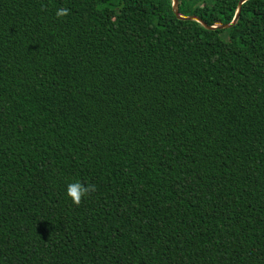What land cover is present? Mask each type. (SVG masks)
Returning a JSON list of instances; mask_svg holds the SVG:
<instances>
[{
  "label": "trees",
  "instance_id": "obj_1",
  "mask_svg": "<svg viewBox=\"0 0 264 264\" xmlns=\"http://www.w3.org/2000/svg\"><path fill=\"white\" fill-rule=\"evenodd\" d=\"M171 5L0 0V264H264V0Z\"/></svg>",
  "mask_w": 264,
  "mask_h": 264
},
{
  "label": "clouds",
  "instance_id": "obj_2",
  "mask_svg": "<svg viewBox=\"0 0 264 264\" xmlns=\"http://www.w3.org/2000/svg\"><path fill=\"white\" fill-rule=\"evenodd\" d=\"M70 14V9L67 7H61L56 10V16L57 17H65ZM96 190L95 185H84L80 182H74L70 183L67 186V195L71 198L72 202L75 205H80L82 202V199L86 196H88L91 192H94Z\"/></svg>",
  "mask_w": 264,
  "mask_h": 264
},
{
  "label": "water",
  "instance_id": "obj_3",
  "mask_svg": "<svg viewBox=\"0 0 264 264\" xmlns=\"http://www.w3.org/2000/svg\"><path fill=\"white\" fill-rule=\"evenodd\" d=\"M246 0H239L237 4V8L235 10V14L232 18V20L229 23H224L220 25H208L205 21H203L201 18H199L197 15L191 14V15H181L178 10V0H172V11L175 14V16L179 19H187V20H195L199 22L203 27L208 29H215V28H228L235 24V22L238 19V16L240 14V8L241 4L245 2Z\"/></svg>",
  "mask_w": 264,
  "mask_h": 264
}]
</instances>
